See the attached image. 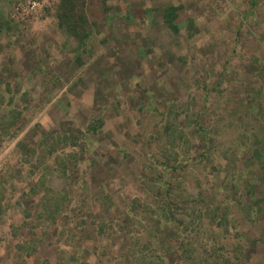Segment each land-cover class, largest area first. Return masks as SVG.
I'll list each match as a JSON object with an SVG mask.
<instances>
[{
	"label": "rangeland",
	"instance_id": "374dc122",
	"mask_svg": "<svg viewBox=\"0 0 264 264\" xmlns=\"http://www.w3.org/2000/svg\"><path fill=\"white\" fill-rule=\"evenodd\" d=\"M28 1L0 0V264H128L129 225L124 238L99 227L111 233L131 205L145 209L135 199H153L146 183L159 174L145 162L165 168L168 109L191 125L180 174L163 171L171 197L190 207L202 191V208L231 205L225 264H264V0H39L17 11ZM170 5L179 32L166 25ZM194 237L197 254L212 248ZM172 249L168 264L187 261Z\"/></svg>",
	"mask_w": 264,
	"mask_h": 264
},
{
	"label": "trees",
	"instance_id": "16d2710c",
	"mask_svg": "<svg viewBox=\"0 0 264 264\" xmlns=\"http://www.w3.org/2000/svg\"><path fill=\"white\" fill-rule=\"evenodd\" d=\"M177 10L178 7L170 5L165 9L164 13L166 25L173 32H179L180 29L179 24L176 22V19L178 17ZM69 16L70 14L66 11H63L61 13V20L63 25L64 19H67ZM67 24L70 23L67 22ZM70 28L72 29V25L69 26V29ZM170 112L171 110L169 109L166 111V124L164 132L168 136L165 138V146L163 147V149H161L162 158L164 160L161 165H163L167 169V174L169 173L170 175V173H173L174 175H178L180 174L179 163L184 160V155L180 150L182 147L186 146V143L190 140L186 136V132L191 125L182 124L179 118H170ZM97 122L98 128L97 125L91 123L88 126V130L96 133L98 129L104 125V121L102 119H97ZM204 142V145H207L208 143L210 145H213L212 136L209 137V139L204 140ZM52 147L55 148L54 146ZM52 150L54 151V149ZM168 152L172 154L170 158ZM175 162H179L178 165ZM147 168L151 170V173H157L159 175L156 180L153 181L154 183L152 181H147L146 183L150 191L153 188V184L156 183L154 186L157 190L154 192L153 199H135L139 200L140 204L146 206L145 209L139 210L138 214L131 213V211L133 212L131 205L130 212L125 213L127 220H124L123 223H121L120 220L112 222L114 230L111 231V233L108 232V229H105L104 225H101L99 227L101 231H107L105 233L107 234V237H109L108 234L112 236V234L114 233L116 234L114 236H116L117 238H121L123 237L121 233L123 232L124 228L129 225L130 229L132 230H130L128 239H126L127 237L125 239L126 241H128V245L131 246L129 247V249L127 247V251H125V253L123 254L125 260L129 261L128 264H168L165 259V254L168 253V251H170V249L172 248H177V251L175 253L181 255L183 261L187 260L183 264H193L192 262H188V260L194 261L196 263L197 261L200 262V260H202L203 263L207 262V264H225L226 261L230 262L229 259H231V256L228 255L225 257L221 253V251L224 249L225 244H221L220 239L222 237L221 233H223L224 231L228 232V230L236 228L235 223L232 222L229 217L231 205L218 203L214 206L210 204L206 206L204 202V207L202 208L201 203L204 201L203 194H201L202 191H199L197 195L193 196L188 188H182L181 196L184 195L185 192H187L188 194L192 195L195 200L192 201L193 204L190 207H188L189 205H186V203L181 206L178 204V201L176 199L177 197H171L170 195L172 191H176L175 183H173V181L169 179H164L163 176H165V173L163 171L165 170V168L164 170H159L160 164L156 157H152L145 162V169ZM182 171H184V169H181V173ZM179 184L181 185V182H179ZM237 187L238 184L236 185V183H234V185L232 186V188ZM253 195L254 194L251 195V203L247 205L246 209V212H248L249 215L254 214V211L252 209V211L250 210L249 212L248 208L253 207L255 210H257L255 206L257 205L258 200L257 198L253 197ZM227 201H229V199ZM177 212H180V214H177ZM179 215H182V218H178ZM207 227L209 228L207 229ZM143 230H145L147 234L150 233V239L144 240L142 238L140 232H142ZM196 234H202V236L205 237L208 241H204L203 244H200V246L208 244L206 246H212V248L206 247V249L204 248L203 251H200L201 254H197L196 251H198L199 247H197L196 239L194 237ZM209 234L212 235L211 240H214L213 243L211 242V240H209V238H207ZM159 235L161 237H166L167 239L170 238L169 240L174 238V240H176V244L171 247L170 242L166 241L168 242V246L165 248L164 245L166 243H163L165 242V240L161 242V237H159ZM156 236L159 238L158 241H156L158 242V245H156L153 241V238ZM198 241L201 242L200 239ZM177 244L178 247L176 246ZM184 245L187 246L186 249L182 247ZM213 247H215L214 250ZM173 249L172 251H174ZM205 251L207 253V256L202 257ZM217 252L221 254L217 255ZM212 255H215V257L213 258ZM220 257H222L224 260L221 261L219 259Z\"/></svg>",
	"mask_w": 264,
	"mask_h": 264
},
{
	"label": "built area",
	"instance_id": "2783aa9c",
	"mask_svg": "<svg viewBox=\"0 0 264 264\" xmlns=\"http://www.w3.org/2000/svg\"><path fill=\"white\" fill-rule=\"evenodd\" d=\"M39 6V0H29L26 4H20L17 7V11L22 10V14L26 13L29 15L31 13H35Z\"/></svg>",
	"mask_w": 264,
	"mask_h": 264
}]
</instances>
